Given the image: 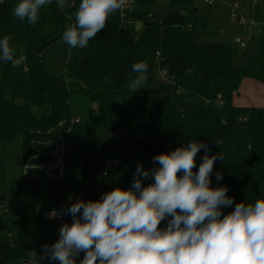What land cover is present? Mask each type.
<instances>
[{"label":"trees","instance_id":"1","mask_svg":"<svg viewBox=\"0 0 264 264\" xmlns=\"http://www.w3.org/2000/svg\"><path fill=\"white\" fill-rule=\"evenodd\" d=\"M126 1L131 6L130 21L111 15L87 47L70 48L73 59L57 78L42 67L45 48L75 23L81 0H75L64 15L54 0L41 9L35 25L13 16L17 0H0V38L11 35L17 56L26 58L18 68L0 62V144L19 139V165L24 167L30 157L46 153L49 143L68 131L81 155V200L89 201L105 193L99 195L98 179L108 162L121 163L128 171H135L137 164L150 169L157 166L154 155L203 141L209 155L223 157L215 161L211 175V186H226L234 198L223 214L236 202L264 199V107L233 104L244 78L264 83V38L258 46L257 67L238 68L233 65L231 44L195 39L194 28L205 26L197 10L188 25L185 12L156 17L142 9L157 0ZM169 2L193 5V0ZM139 61L147 62L148 79L146 87L132 92L131 65ZM156 64L170 83L153 88ZM173 96L201 97L204 103L180 109L170 100ZM80 98L89 102V109L76 114L74 101ZM33 106L42 112L36 113ZM215 140L221 142L219 146ZM203 155L201 149L194 171ZM216 171H221V181L216 180ZM41 187L39 179L26 178L14 182L10 193L17 204L37 195ZM62 192V179L48 180L46 196L51 203H60ZM14 207L9 219L13 232H3L8 223L0 220V264H25L29 250L39 255L42 245L58 239L42 235L41 212ZM165 225L166 221L160 227Z\"/></svg>","mask_w":264,"mask_h":264},{"label":"clouds","instance_id":"2","mask_svg":"<svg viewBox=\"0 0 264 264\" xmlns=\"http://www.w3.org/2000/svg\"><path fill=\"white\" fill-rule=\"evenodd\" d=\"M54 0H17L12 14L37 24L41 9ZM57 6L63 0H55ZM125 7V0H81L75 23L62 33L70 48H85L106 27L109 17ZM12 36L0 38V62L20 67ZM146 61L131 65L129 88L139 91L148 79ZM220 107V104L216 105ZM215 143L219 146L220 141ZM204 150L196 168L195 157ZM203 142L156 154V167L140 164L128 189L116 187L98 200H76L67 209L53 210L50 218L69 215L72 222L59 227L58 239L41 246L42 253H26L25 264H264V199L234 204L226 186H211L215 161ZM217 181L223 179L215 172ZM152 182L145 185L143 181ZM166 221L164 227L160 225Z\"/></svg>","mask_w":264,"mask_h":264},{"label":"rangeland","instance_id":"3","mask_svg":"<svg viewBox=\"0 0 264 264\" xmlns=\"http://www.w3.org/2000/svg\"><path fill=\"white\" fill-rule=\"evenodd\" d=\"M74 1L63 0V4L59 6L63 15L66 14L67 9ZM233 2L239 5V11L247 19L246 24L243 26L239 25L231 15L230 3ZM142 9L156 17L185 12L188 25L193 21L195 9L200 15V21L205 24L203 29L196 26L193 30L197 41L231 44L233 48V65L235 67L252 70L258 65V46L261 39L264 38V0H216L213 5H207L204 0H193L192 6L173 4L169 0H157L154 4L146 5ZM113 15H120L122 21L129 22L130 8L127 3H125L123 9ZM236 37L246 42L244 48H241L235 42ZM72 59L73 55L70 52V47L62 41L61 37L46 46L42 67L55 77L60 78L66 65ZM163 82L170 83V78L156 64L152 87H157ZM170 100L180 109L190 105H203L204 103L201 97L183 98L173 96ZM74 108L76 114H83L88 111L89 102L84 98L76 99ZM33 110L36 113L42 112L36 106H33ZM62 141L65 142L63 153L60 144H58ZM20 147L19 139L8 145L0 144V220H5L8 223L7 227L3 229L5 233L7 231L11 233L14 230V223L10 222L9 219H11L14 212V205L17 204L13 201L10 188L18 180L37 178L42 182V187L37 195L26 196L21 202V206H26L41 213L51 209H67L71 203L81 200L83 188L81 155L74 146L68 131L58 139L52 140L46 153L30 157L24 167L19 165ZM133 173L134 171H128L121 163L110 166L108 175L106 177L100 176L98 179L99 195L109 191L110 188L128 189L133 180ZM57 178L63 180L62 201L51 203L46 196V184L49 179ZM147 180L145 179L143 183L145 184ZM4 206L8 207L7 212L2 209ZM41 219V233L45 237H58L61 224L72 222L69 215H63L61 224L53 219L46 218L43 214ZM82 256L83 253H81L80 258ZM80 258H77V264H79ZM56 264H58V261H56Z\"/></svg>","mask_w":264,"mask_h":264},{"label":"crops","instance_id":"4","mask_svg":"<svg viewBox=\"0 0 264 264\" xmlns=\"http://www.w3.org/2000/svg\"><path fill=\"white\" fill-rule=\"evenodd\" d=\"M125 2L127 1L125 0ZM233 104L239 107H264V83L252 77L244 78L240 84L238 93L233 97ZM60 142L58 144H60L63 153L65 142ZM17 205H21V203H17Z\"/></svg>","mask_w":264,"mask_h":264},{"label":"built area","instance_id":"5","mask_svg":"<svg viewBox=\"0 0 264 264\" xmlns=\"http://www.w3.org/2000/svg\"><path fill=\"white\" fill-rule=\"evenodd\" d=\"M204 2L207 4V5H213L216 0H204ZM127 3V2H125ZM128 7L131 9V6L129 3H127ZM230 9H231V15L237 20L238 24L239 25H245L246 22H247V19L245 18V16L239 11V5L235 2L233 3H230ZM235 42L241 47V48H244L246 46V42L244 40H242L241 38L239 37H236L235 38ZM114 164H117V162L115 163H112V162H108L107 163V167L109 168L110 166L114 165ZM108 175V169L103 172V176H107ZM3 211L4 212H7L8 211V207L7 206H4L2 207ZM53 210H56V209H51V210H48V211H44L42 214L46 217V218H50L49 217V213ZM50 219H54L56 220L58 223H62L63 222V217H57V218H50Z\"/></svg>","mask_w":264,"mask_h":264},{"label":"water","instance_id":"6","mask_svg":"<svg viewBox=\"0 0 264 264\" xmlns=\"http://www.w3.org/2000/svg\"><path fill=\"white\" fill-rule=\"evenodd\" d=\"M55 6H56V8H57V10H58V7H57V4L55 3ZM53 41V39L52 40H50L49 42H52ZM52 77V76H51Z\"/></svg>","mask_w":264,"mask_h":264}]
</instances>
